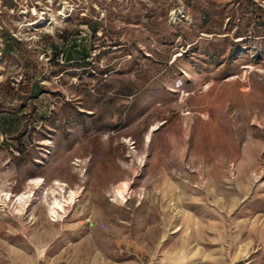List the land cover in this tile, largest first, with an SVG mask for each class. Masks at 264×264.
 <instances>
[{
    "label": "rangeland",
    "instance_id": "374dc122",
    "mask_svg": "<svg viewBox=\"0 0 264 264\" xmlns=\"http://www.w3.org/2000/svg\"><path fill=\"white\" fill-rule=\"evenodd\" d=\"M108 256L264 264V0H0V264Z\"/></svg>",
    "mask_w": 264,
    "mask_h": 264
},
{
    "label": "crops",
    "instance_id": "0c3cea01",
    "mask_svg": "<svg viewBox=\"0 0 264 264\" xmlns=\"http://www.w3.org/2000/svg\"><path fill=\"white\" fill-rule=\"evenodd\" d=\"M103 262H104L103 264H130L131 260H123V261L117 262L116 260L112 258V256H108L106 260L105 259L103 260Z\"/></svg>",
    "mask_w": 264,
    "mask_h": 264
},
{
    "label": "trees",
    "instance_id": "16d2710c",
    "mask_svg": "<svg viewBox=\"0 0 264 264\" xmlns=\"http://www.w3.org/2000/svg\"><path fill=\"white\" fill-rule=\"evenodd\" d=\"M67 58H68V59L70 58L69 52L67 53Z\"/></svg>",
    "mask_w": 264,
    "mask_h": 264
}]
</instances>
